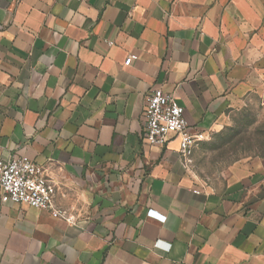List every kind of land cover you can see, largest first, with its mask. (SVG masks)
<instances>
[{"label": "crops", "instance_id": "0c3cea01", "mask_svg": "<svg viewBox=\"0 0 264 264\" xmlns=\"http://www.w3.org/2000/svg\"><path fill=\"white\" fill-rule=\"evenodd\" d=\"M155 89L205 137L191 162L144 141ZM262 89L264 0H0V159L72 218L0 191V264H264V155L194 165Z\"/></svg>", "mask_w": 264, "mask_h": 264}, {"label": "built area", "instance_id": "2783aa9c", "mask_svg": "<svg viewBox=\"0 0 264 264\" xmlns=\"http://www.w3.org/2000/svg\"><path fill=\"white\" fill-rule=\"evenodd\" d=\"M112 45V43H110ZM132 59H137L132 56ZM144 141L151 146H165L172 136L180 140V154L191 162L194 150L205 141L202 134H192L173 93L161 89L153 90L146 98L144 110ZM0 191L16 205L39 210H52L54 218H72L63 210L54 209L56 185L44 169L27 156L12 160L0 159ZM152 216L162 218L153 212Z\"/></svg>", "mask_w": 264, "mask_h": 264}, {"label": "rangeland", "instance_id": "374dc122", "mask_svg": "<svg viewBox=\"0 0 264 264\" xmlns=\"http://www.w3.org/2000/svg\"><path fill=\"white\" fill-rule=\"evenodd\" d=\"M264 155V89L236 111L230 125L203 143L194 162L205 181L220 178L227 167L239 160Z\"/></svg>", "mask_w": 264, "mask_h": 264}]
</instances>
